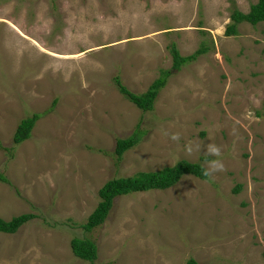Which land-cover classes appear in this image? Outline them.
<instances>
[{"label": "rangeland", "instance_id": "1", "mask_svg": "<svg viewBox=\"0 0 264 264\" xmlns=\"http://www.w3.org/2000/svg\"><path fill=\"white\" fill-rule=\"evenodd\" d=\"M257 1L0 0V217L33 215L0 232V264H264V22L225 34ZM172 46L203 52L143 111L113 78L145 92ZM137 125L116 160V138ZM181 159L207 179L116 196L102 224L81 226L104 182ZM74 237L96 258L75 256Z\"/></svg>", "mask_w": 264, "mask_h": 264}, {"label": "trees", "instance_id": "2", "mask_svg": "<svg viewBox=\"0 0 264 264\" xmlns=\"http://www.w3.org/2000/svg\"><path fill=\"white\" fill-rule=\"evenodd\" d=\"M231 23L226 27L225 34L236 33V26L240 22H248L256 24L264 22V0H258L250 5L248 12H242L234 9L230 14ZM203 51L197 49L193 53L183 56L175 46L171 47L172 65L168 70L161 72L160 76L154 79L148 89L143 93H135L129 90L120 80L119 76H114L113 81L121 94L129 101L134 103L139 109L149 111L153 109L155 99L162 87L166 84V78L174 71L180 70L182 65L197 58ZM41 113L33 112L30 116L22 118L17 124L13 141L21 142L31 135V130ZM139 125L131 135L116 138L114 146V155L116 160H120L124 152L138 144L140 141ZM184 174H191L201 179H207L206 169L197 162H190L184 159L177 161L172 166H164L155 171H139L129 176H119L104 182L99 187L97 194L99 201L93 211L88 215L86 221L81 225L86 231L92 230L94 227L102 224L113 204L116 196L125 195L135 191H146L149 189H165L173 186L178 182ZM6 177L0 173V181H6ZM237 190V188L235 189ZM33 217L30 213H22L4 220L0 217V232L14 233L22 224L29 221ZM71 248L73 254L78 258L92 261L96 258L97 247L93 241L88 238L74 237L71 240ZM185 264H201L193 258L186 260Z\"/></svg>", "mask_w": 264, "mask_h": 264}, {"label": "clouds", "instance_id": "3", "mask_svg": "<svg viewBox=\"0 0 264 264\" xmlns=\"http://www.w3.org/2000/svg\"><path fill=\"white\" fill-rule=\"evenodd\" d=\"M173 74V73H172Z\"/></svg>", "mask_w": 264, "mask_h": 264}]
</instances>
